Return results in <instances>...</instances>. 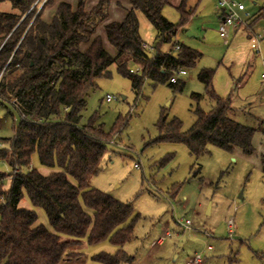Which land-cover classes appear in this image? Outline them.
<instances>
[{
	"label": "trees",
	"instance_id": "trees-1",
	"mask_svg": "<svg viewBox=\"0 0 264 264\" xmlns=\"http://www.w3.org/2000/svg\"><path fill=\"white\" fill-rule=\"evenodd\" d=\"M0 1H9L13 8L0 11V102L13 104L20 115L14 137L8 146H0V161L13 169L8 189L4 188L8 175L0 171V264H61L64 258L80 255L73 248L84 240L89 244L108 240L117 246L114 253L102 251L94 259L130 264L133 257L124 246L134 236L139 213L130 202L91 185L102 169L108 144L125 124L117 123L110 131L94 118L82 124V111L96 80L110 76L113 64L139 93L146 79L170 82L174 72L198 62L203 53L186 44L176 42L169 50L162 49L188 21L187 0L178 6V22L162 13L168 0H130L132 10H142L158 31L152 49L139 41L131 11L123 21L109 19L111 0H99L91 10L87 0H78L76 6L62 1L50 21L44 14L52 0L40 10L41 0ZM133 65L139 73L131 72ZM214 74L213 68L198 74L213 108L207 112L197 106L196 121L187 131L179 118L167 121L162 114L155 142L184 143L196 156L210 146L240 149L246 155L256 152L254 136L260 128L231 116L232 97L212 87ZM193 97L200 102L204 95ZM22 115L26 117L21 119ZM34 153L42 165L59 170L44 174L32 167ZM261 166L264 173V153ZM199 172L198 168L195 175ZM25 194L45 210L52 229L38 223L34 209L20 206Z\"/></svg>",
	"mask_w": 264,
	"mask_h": 264
},
{
	"label": "rangeland",
	"instance_id": "rangeland-1",
	"mask_svg": "<svg viewBox=\"0 0 264 264\" xmlns=\"http://www.w3.org/2000/svg\"><path fill=\"white\" fill-rule=\"evenodd\" d=\"M45 1H40L39 10ZM58 1L52 0L45 10V19L53 16ZM218 1L188 0L187 4L193 7L185 26L188 30L179 31L170 43L162 46L168 50L177 42L203 53L194 66L185 68L186 78L176 74L179 86L146 79L137 93L130 78L120 74L113 64L111 75L98 78L97 85L88 93L82 124L94 118L106 131L117 123L125 124L115 141L108 144L102 169L92 177L91 185L118 200L130 202L135 214L139 213L134 236L124 246L133 257L130 264H188L190 258L206 247L202 264H264L261 156L259 159L256 153L250 156L240 149L228 151L216 146L196 156L184 143L154 141L160 135L158 123L162 114L167 121L179 118L182 130L187 131L196 121L197 106L207 112L213 108L214 101L205 95L206 85L198 76L207 67L215 69L212 87L219 94L232 97L231 116L253 127L263 126L264 87L260 79L264 70V0H235L245 6L241 12L245 23L237 27V34L230 27L228 37H221L214 26ZM87 2V5L93 3ZM122 5L124 9L117 10L116 0H111L110 17L123 20L131 11L139 41L146 37V42L153 43L157 31L143 11L132 10L129 0ZM12 10L9 1H0V11ZM162 13L173 22L179 20V11L171 3L164 5ZM250 38L259 42V52L255 53L256 61L250 65L247 61L243 66V60L238 62L244 52L240 50L245 49ZM86 47L87 44L82 46ZM132 68L138 69L135 65ZM194 93L204 95L200 102L193 97ZM108 94L113 96L111 101L106 99ZM19 122L20 115L13 104L0 102V146H8ZM260 133L258 130L254 136L257 145ZM31 166L44 174L59 170L57 166L42 165L37 153L32 155ZM198 168L200 172L196 176ZM0 171L8 175L4 180V188L8 189L13 169L0 161ZM174 188H177L176 196ZM20 206L34 209L38 223L52 229L45 210L34 206L27 194ZM181 217L191 220L192 230L178 223ZM161 236L164 242L160 243ZM73 249L80 255L64 258L61 264H104L93 256L102 251L114 253L117 246L108 240L98 244L84 240Z\"/></svg>",
	"mask_w": 264,
	"mask_h": 264
},
{
	"label": "built area",
	"instance_id": "built-area-1",
	"mask_svg": "<svg viewBox=\"0 0 264 264\" xmlns=\"http://www.w3.org/2000/svg\"><path fill=\"white\" fill-rule=\"evenodd\" d=\"M245 10V6L242 3H238L235 0H219L218 1V12L220 14V24H219V32L222 36L226 37L228 36V29L233 27H239L243 25L244 22V16L241 14L242 11ZM248 16V14H246ZM145 48L152 49L148 45H143ZM176 49H179V46L176 47ZM254 52H259V42L256 41L253 45ZM131 72L133 73H139L140 69L137 70L132 68ZM178 74L180 77L184 78L186 77L187 71L184 68L179 69L178 71L174 72V76L170 78V82L176 83L178 81ZM261 80L264 87V70L261 75ZM107 101H111L113 99V96L111 94L107 95ZM67 110V108H65ZM26 116L22 115L21 119H24ZM182 227H184L186 230H192V222L189 218H180L178 222ZM230 227H232V221L229 223ZM163 239V238H162ZM208 248H211L209 245ZM203 254L204 250L199 251L195 254V256L189 260L188 264H202L203 263Z\"/></svg>",
	"mask_w": 264,
	"mask_h": 264
},
{
	"label": "crops",
	"instance_id": "crops-1",
	"mask_svg": "<svg viewBox=\"0 0 264 264\" xmlns=\"http://www.w3.org/2000/svg\"><path fill=\"white\" fill-rule=\"evenodd\" d=\"M62 1H66V2H69V3H71L72 5H74V6H76L77 5V3H78V0H59L58 1V5L62 2ZM91 1H93V3H91V5H87L88 4V2L86 3V8H87V10H91L98 2H99V0H91ZM124 1H127V0H116V2H117V5H118V7L119 8H117V10H120V11H122V9H124V7L122 8V3H124ZM174 3H173V2ZM188 1V0H187ZM200 1V0H199ZM90 2V1H89ZM129 2H130V4H131V1L129 0ZM181 2H182V0H168V3H171V4H173L176 8H177V10H178V6H180V4H181ZM167 3V4H168ZM76 4V5H75ZM187 4V3H186ZM217 4H218V2H217ZM58 5H56V7L54 8V10L56 11V9H57V7H58ZM196 5H197V3H196ZM131 9H132V4H131ZM53 10V11H54ZM116 10V11H117ZM163 10V9H162ZM186 10L189 12H191V15H190V17H189V19H188V21L191 19V16H192V13H193V7L191 6V5H189V4H187L186 5ZM55 11H54V13H55ZM179 11V10H178ZM216 11V10H215ZM53 13V14H54ZM121 13H123V12H121ZM124 14V13H123ZM216 16H217V20L216 21H214V26L218 29V31H219V24H220V14H219V12H217L216 11ZM128 17V14L125 16V18H127ZM44 18H45V15H44ZM51 18H52V16L50 15V17H48V18H46V20H51ZM122 18H124V17H122ZM124 18V19H125ZM110 20H116V19H113L112 17H110L109 18ZM123 19V20H124ZM181 19V14H180V12H179V20ZM123 20H118V21H123ZM178 20V21H179ZM177 21V22H178ZM188 21L186 22V24L188 23ZM186 24L183 26V28H181L179 31H187L188 30V28H186L185 26H186ZM249 25V24H248ZM231 27H233V26H231ZM239 28H237V27H233L232 28V31H233V33L234 34H237L238 33V30ZM137 30H138V28H137ZM198 30V32H199V29H197ZM157 31V30H156ZM101 33L102 34H104V32H103V28H102V30H101ZM191 36H193V37H197L198 35H194L193 33H190V32H188ZM196 33H197V31H196ZM219 34H220V32H219ZM177 35V34H176ZM220 36L221 37H224V36H222L221 34H220ZM226 37H228V36H226ZM144 38H146V37H141L140 38V42H141V44L142 45H144V44H146V45H148L149 47H151V48H153V45H154V43L158 40V31L156 32V38H155V40L153 41V43H148V42H146V40L144 39ZM147 39V38H146ZM254 43H255V41L253 40V38H250L249 39V41L247 42V43H245V49H241L240 51H244L242 54H241V56L239 57L240 59H239V61L238 62H240L241 60H243L241 63L243 64V66L244 65H246V63H247V61H249V65L252 63V62H254V61H256L257 60V56H256V54H255V52H254V49H253V45H254ZM247 48L249 49L248 50V52L246 53V51H247ZM170 49V48H169ZM168 49V50H169ZM165 51H167V50H165ZM249 67V66H248ZM208 68V67H207ZM248 70V69H247ZM184 78H186V77H184ZM261 80V79H260ZM261 84L263 85V83H262V80H261ZM264 94V93H263ZM221 95V94H220ZM223 96H225V95H223ZM227 96V95H226ZM263 102H264V99H263ZM261 132H262V134L260 133V137L258 136V138H257V141H258V145H259V148L257 149V147H258V145L256 144V142H255V139H254V144H255V146H256V155H257V157H259V156H261V154L262 153H264V123H263V126H262V128L261 129H259ZM260 142V143H259ZM254 153V154H255ZM251 156V155H250ZM259 159H260V157H259ZM259 167L262 169V166H261V159H260V165H259ZM182 218V217H181ZM170 231H167V235H170ZM207 235H209V233L207 232L206 233ZM163 238V239H162ZM159 242L161 243V242H164V236H161V238H160V240H159ZM207 249V247L205 248V249H203V250H206ZM202 251V250H201ZM198 253V252H197ZM194 257V256H193ZM192 257V258H193ZM192 258H190L189 260H191ZM189 260H188V262H189Z\"/></svg>",
	"mask_w": 264,
	"mask_h": 264
},
{
	"label": "water",
	"instance_id": "water-1",
	"mask_svg": "<svg viewBox=\"0 0 264 264\" xmlns=\"http://www.w3.org/2000/svg\"><path fill=\"white\" fill-rule=\"evenodd\" d=\"M149 55H152V53L149 52ZM174 55H177V53L175 52ZM241 197H242V194H241Z\"/></svg>",
	"mask_w": 264,
	"mask_h": 264
}]
</instances>
